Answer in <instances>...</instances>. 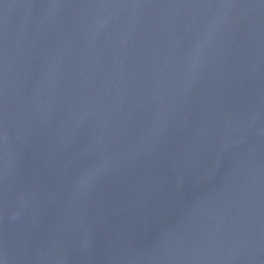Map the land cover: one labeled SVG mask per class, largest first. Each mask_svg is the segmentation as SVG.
Returning <instances> with one entry per match:
<instances>
[{"label":"water","instance_id":"1","mask_svg":"<svg viewBox=\"0 0 264 264\" xmlns=\"http://www.w3.org/2000/svg\"><path fill=\"white\" fill-rule=\"evenodd\" d=\"M2 264H264V0H0Z\"/></svg>","mask_w":264,"mask_h":264},{"label":"clouds","instance_id":"2","mask_svg":"<svg viewBox=\"0 0 264 264\" xmlns=\"http://www.w3.org/2000/svg\"><path fill=\"white\" fill-rule=\"evenodd\" d=\"M0 264H2V261H0Z\"/></svg>","mask_w":264,"mask_h":264}]
</instances>
